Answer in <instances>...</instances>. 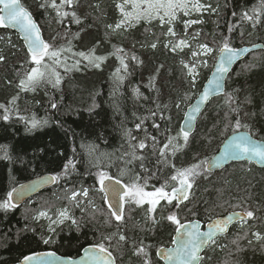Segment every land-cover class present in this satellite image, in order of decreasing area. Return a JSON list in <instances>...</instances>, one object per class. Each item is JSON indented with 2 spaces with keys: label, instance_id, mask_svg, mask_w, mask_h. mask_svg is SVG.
<instances>
[{
  "label": "trees",
  "instance_id": "obj_1",
  "mask_svg": "<svg viewBox=\"0 0 264 264\" xmlns=\"http://www.w3.org/2000/svg\"><path fill=\"white\" fill-rule=\"evenodd\" d=\"M21 2L32 13L47 42L57 47H69L71 51L61 54V66L53 65L62 80L58 88L44 84L34 92H19L16 87L18 75L22 76L30 67L27 52L16 34L0 28V36L4 37V41H0V54L7 58L5 63H0V104L8 105V101L19 92V98L10 106L12 111L9 120L5 122L0 118V149H6L12 157V162L0 159V198L5 197L12 187L36 177L60 174L68 161L73 162L75 169L69 165L70 175L59 183H53L50 188L8 213L0 211V264L16 263L33 250H50L59 256L74 258L84 247L100 242L103 236L116 232V222L111 225L104 222L107 206L103 202L102 193L96 191L99 187L95 183L97 169L91 165L95 154H90L93 147L98 153L114 154L115 160L124 145L125 130H130L140 138L145 135L144 131L135 127L141 120L144 121L142 128L162 142L167 135H176L183 112L201 90L225 37L234 48L262 45L263 49L250 53L234 66L225 80L223 93L212 99L200 114L189 144L171 158L172 162L177 168L187 167L217 152L222 141L232 134L231 128H225V114L230 107L229 95L240 105L242 120L249 125L248 131L254 133L252 137L264 140V16H261L255 27L254 21L243 18L244 13L252 14V9H258L261 0H202L211 3L217 12H203L193 16L192 19L199 18L203 23L192 25L187 35L184 26L176 22L175 37L165 36L167 26L161 27L157 21L151 24L139 23L127 31L123 28L115 29L119 20L115 0H78L74 9L81 20L80 24L73 22L71 17L58 23L52 9L38 7L41 0ZM180 20L183 21L182 15ZM229 28L232 30L229 31ZM196 31L200 35L193 40ZM77 32L79 37L74 38ZM9 37L15 47L7 43ZM53 37L56 39L53 40ZM175 39H184L190 46L176 52H172L170 47L165 48L168 41L172 43ZM152 43H156L155 49L150 46ZM202 43L213 48L214 53L206 58L193 57L192 52ZM92 49L95 55L105 57L99 68L81 61L79 71L64 70V65L72 67L75 61L80 60L73 53L87 54ZM117 49L124 50L119 55L125 57L127 72L121 68L120 60L117 59ZM132 56L136 59L133 60ZM197 59L206 60L207 67L197 66V84L192 88L182 62L191 64ZM117 69L121 70L120 75L124 77L119 86L114 77ZM7 81L12 83L8 84ZM134 90H138L140 95L136 96ZM177 101H182L180 109L175 107ZM53 102L57 104L56 109L50 106ZM157 105L161 107L157 108ZM163 105L168 107L161 112ZM2 114L3 110L0 109V116ZM32 117L47 120L48 124L29 131L25 120ZM233 117L234 114L229 118ZM153 123L159 124L160 128H154ZM3 155L4 152L0 150V157ZM152 166L155 171L154 159ZM105 170L109 174H117L115 164ZM172 171L170 167H161L159 178L149 181L145 190L152 191L154 186L163 184L165 177ZM208 175V180H197L191 190L190 201L181 205L179 215L183 222L198 220L205 223L228 212L241 211L242 208L233 207L236 204L250 207L256 212L257 218L248 221L243 227L230 228L225 236L219 238L222 247H209L204 251V264H264V248L261 247L264 241H254L252 245L247 242L248 239L254 240L252 231L264 235V170L247 163H232ZM122 179L127 182L128 176ZM81 187L90 189L89 199L97 209L104 210V215L97 211L93 218L90 207L81 211L64 198L67 194L65 189ZM161 204L164 207L158 206L154 213L157 219L161 215H168L169 206ZM65 207L80 220L79 229L66 223L56 227L55 233H50L45 221L32 219L42 210L49 211L55 218L56 211ZM131 207V218L122 229L128 237L129 245L120 249L116 247L115 240L112 242L117 264H142L138 257L132 255L131 249L132 242L140 240L151 245L153 264H162L157 260L155 252L157 248L171 244L174 226L162 221L152 228L150 223H145L148 205ZM188 208L193 209L195 215ZM246 232L248 236L239 240L242 251L237 253L232 241L244 236ZM42 235L52 236L55 243L48 246L38 243Z\"/></svg>",
  "mask_w": 264,
  "mask_h": 264
},
{
  "label": "snow or ice",
  "instance_id": "obj_2",
  "mask_svg": "<svg viewBox=\"0 0 264 264\" xmlns=\"http://www.w3.org/2000/svg\"><path fill=\"white\" fill-rule=\"evenodd\" d=\"M78 4V0H41L38 7L42 9H52L55 13L58 23H62L65 18L71 17L72 21L80 24L81 20L76 15L74 5ZM131 5V10H127V6ZM116 7L119 9L122 19L116 23L115 29L123 28L127 31L129 28L135 27L137 24L143 22L151 24L153 21H158L161 27L167 26L165 36H176L174 25L180 20L179 13L183 16H191L193 12H217V9L211 3H204L202 0H123V3H118ZM69 9V10H65ZM261 16H264V0H261L258 9H252V14L244 13L243 18L248 21H254L253 27L260 22ZM184 23L185 35L188 34V29L192 25L203 23L199 18L187 19L182 21ZM14 28L18 29L22 34L21 38L24 41L27 50V63L30 65L25 70L22 76L18 75V82L16 87L19 92H34L36 89L44 84L51 85L52 88H58L61 85L60 73L55 71L53 65L61 66V54L70 52L69 47H57L54 44L47 42L41 33V28L34 20L32 13L25 7L21 0H0V28ZM112 28L111 25L108 26ZM232 29L229 28V31ZM199 31H196L192 36L195 40L199 37ZM79 37V32L75 34L74 38ZM53 40L56 37L52 38ZM0 41H4V37L0 36ZM7 43L12 47L11 38L9 37ZM69 44L71 41L68 42ZM153 49L157 47L156 43L150 45ZM169 48V44L164 45ZM190 45L184 39L179 40L172 45L170 50L176 52L177 49L183 50ZM200 51H193V57L208 56L214 53V49L208 44H199ZM219 56L218 65L215 66L214 78L208 81V86L199 95L196 104L192 107V111L185 116V123L180 126L179 132L172 136L167 135L165 141H160L157 136L151 135L147 129H143L144 121L135 125L137 130L144 131L145 135L140 138L133 135L130 130H125L126 137L124 145L119 150V155L108 153H98L93 147L90 154H95L91 161L93 168H96L95 183L99 185L96 191L103 194V202L107 205V216L105 224L111 225L116 222L117 230L109 235L103 236L100 242H97L89 247L83 249V254L79 259L66 260L58 256L55 251L50 250H33L30 254L23 255L22 259L17 261V264H117V258L114 255L112 242L115 240L116 247L124 249L129 245L127 235L122 230L126 226V221L131 218L130 213L133 210L131 206L141 207L148 205L145 212V223H150L152 228L159 225L162 221H167L174 226L175 235L172 237V247H159L156 249V256L164 262V264H204L205 257L201 255L205 248L222 247L219 243V237L226 234L229 230V225L236 220L241 222L243 227L248 221L255 220L256 212L250 207L242 204L233 205L235 208H242L241 211H233L223 218L211 220L207 225V230L202 231L200 223L197 220H190L187 223L180 218L179 212L182 210L181 205L185 201H190L194 185L198 179H209V173L212 169L221 168L224 161H242L246 160L249 163L256 161L264 164V142L256 141L252 138L254 133H250L249 125L244 123L240 114V105L236 99L229 95L230 101L229 112L225 114V128H231L232 135L227 138L219 157L212 156L207 159L200 160L197 163H192L187 167L177 168L172 162L173 157L182 151L188 144L190 134L193 130V121L196 119V114L200 112V106L208 102L210 96L219 94L223 89V81L226 74L229 73V66L232 65L240 56L241 51H248L247 49L238 50L231 46L230 41L225 37L218 49ZM117 59L120 60L121 68L127 72L128 65L124 63V56L119 55L123 53V49H117ZM78 55L80 60L75 61L72 67L64 65L65 71L73 69L79 71L81 61H87L89 65L99 68L103 63L105 57L95 55V50H90L87 54L85 52L73 53ZM126 56V54H125ZM6 56L0 54V63L6 62ZM135 60L136 57L132 56ZM48 61L52 63L49 64ZM207 67L206 60H194L191 64L183 63L182 66L186 69V76L188 83L192 88L196 87L197 77L199 72L197 66ZM24 65L21 64V68ZM120 69L114 73L117 86L122 83L124 77L120 75ZM159 72V69H157ZM155 76L152 77L154 87ZM11 84L12 81H7ZM19 92L16 96L8 101V105L0 104V109L3 110L2 118L7 122L12 111L11 105L19 98ZM134 94L139 96L138 90H134ZM186 99L188 97H185ZM247 102V101H246ZM182 101H177L175 107L181 108ZM234 105V106H233ZM51 108L56 109L57 104L51 103ZM157 105V108H160ZM168 105H163V109H167ZM234 117L230 119V116ZM156 115L155 112L152 113ZM24 119L23 117H19ZM171 119L170 117L168 118ZM28 125V130L32 131L48 124L47 120H37L32 117L30 120H25ZM154 128L159 129L160 125L153 123ZM244 129L245 131H241ZM149 141L151 143H149ZM182 141V143H181ZM162 144V146H161ZM126 145V147H125ZM4 155L0 159L12 162V157L8 154L6 149H0ZM155 160V171H153L152 160ZM195 159V158H194ZM24 163V161H20ZM117 167V174L112 175L105 169ZM69 165L75 169L72 161H68L60 174L42 176L38 181L30 184H20L18 187H12L11 191L6 193V196L0 198V211L8 213L18 207V202L21 201L28 193L36 191L40 185L49 183H59L68 175ZM170 167L173 171L164 179V183L160 186L153 187L152 191L145 189L149 185V181L158 179L160 168ZM139 171H136V169ZM128 176V181L125 182L122 178ZM175 182V184H172ZM225 183H230L225 181ZM170 187V191L168 190ZM67 193L64 197L69 201L71 206L80 208L85 211L87 207L92 209L93 218L96 212L99 211L104 215L103 209H97L94 202L89 199L90 189L81 187L79 189H65ZM164 201L169 206L168 215H161L159 219L154 215L157 212V207H164L161 204ZM175 202V203H174ZM186 207V205H185ZM189 212L193 209L188 208ZM258 211V210H257ZM41 218H46L50 221L48 231L55 233L54 226L63 224H71L77 229L80 227V220L76 219L67 207L60 208L55 213V218L49 214V211L42 210L35 214L32 219L39 221ZM251 226L249 225V228ZM27 230V229H26ZM248 236L246 232L244 236L232 241L236 246V252L242 251L239 245L240 239H245ZM253 239H248V244L252 245L255 242L264 241V235L258 231H252ZM107 242V243H105ZM38 243L45 246L55 243L52 236H41ZM264 248V244L261 245ZM151 245H146L143 240L139 242H132V255L138 257L142 264H153L150 256Z\"/></svg>",
  "mask_w": 264,
  "mask_h": 264
},
{
  "label": "water",
  "instance_id": "obj_3",
  "mask_svg": "<svg viewBox=\"0 0 264 264\" xmlns=\"http://www.w3.org/2000/svg\"><path fill=\"white\" fill-rule=\"evenodd\" d=\"M5 29H6V30H9V31L12 32V33H16V34L18 35L19 40H20L21 43L23 44V47L25 48L24 41H23L22 38H21V35H22V34L19 32L18 29H14V28H11V27H8V28H5ZM236 49H238V50L247 49L248 51H246V52H245V51H241L240 56L236 59V61H235L232 65L229 66V73L232 71V69L234 68V66H236L238 63H240L241 61H243V60L246 58V56H247L248 54H250V53H252V52H254V51L261 50V49H262V46H261V45H254V46H249V47H239V48H236ZM25 50H26V48H25ZM26 52H27V50H26ZM218 56H219V52L217 53V56H216L215 61H214L213 65H212L211 71H210V73H209L207 79H206L205 82L203 83L200 92L197 94L196 98H195V99H194V100H193V101H192V102L186 107V109L184 110L183 118H182V121H181L180 126H181L182 124L185 123V116H186L187 113H190V112L192 111V107L196 104V102H197V100H198V98H199L200 93H201L205 88H207V86H208V81L214 78L215 66L218 65V59H217ZM229 73H228V74H229ZM228 74H226L225 79H224V81H223V89H222V92L219 93V94H214V95L210 96L208 102H206L205 104H202V105L200 106V112L196 114V119L193 121V130H192V132H193L194 129H195L196 121H197L198 117H199L200 114L204 111V109L207 107V105L210 103V101H211L212 99L216 98L217 96H219V95H221V94L223 93V91H224V86H225V80H226ZM192 132H191V134H192ZM242 132H243V131H242ZM191 134H190V135H191ZM231 135H232V134L228 135V136L222 141V143H221V145L219 146L217 152H216L213 156L219 157L220 152H221V150L223 149L224 144H225L227 138H229ZM252 138H253V137H252ZM253 139L256 140V141H259V142H264V140H257V139H255V138H253ZM232 163H249V162L246 161V160H242V161H232V160H227V161H224L223 166H222L221 168L212 169V171H211L210 173H214V172H216V171L222 170V169H224L226 166H228V165H230V164H232ZM249 164L253 165V166H254L255 168H257V169H262V170H264V164H262V163H258V162H256V161H252V162L249 163ZM44 176H50V175H44ZM41 177H42V176H40V177H36V178L31 179V180H29V181H27V182H25V183H22V184H30V183L36 182V181H38ZM52 185H53V183L42 184V185H40L39 188H38L36 191L31 192V193H28L27 196H25L21 201H19V202H18V207L21 206V205H23V203H25L27 200L33 198L34 196H36V195L42 193L44 190L50 188ZM18 186H19V185H18ZM18 186H16V187H18ZM232 212H233V211H232ZM230 213H231V212H228V213H226V214H224V215H222V216H218V217H216V218H213L212 220H215V219H218V218H223L224 216H226V215H228V214H230ZM197 221H198V220H197ZM198 222L200 223L201 230H202V231H205V230H207V225H208V223L211 222V220L208 221V222H206V223H204V224H203L202 222H200V221H198ZM238 222H240V221H239V220H236V221H234L233 223H231V224L229 225V229H230L233 225H235L236 223H238ZM185 223H187V222H185ZM228 231H229V230H228ZM227 233H228V232H227ZM227 233H226V234H227ZM226 234H224V235H222V236H225ZM174 235H175V232H174L173 236H174ZM173 236H172V237H173ZM222 236H220V237H222ZM86 247H89V246H86ZM86 247H84V248H86ZM169 247H172V243H171V245H170ZM84 248H83V249H84ZM83 249L80 251L79 256L83 254ZM206 249H207V248H205V250H206ZM205 250H204V251H205ZM203 253H204V252H202L201 255H203ZM58 256H59V255H58ZM79 256H77V257H75V258L63 257V256H61V257L64 258V259H66V260H70V259H79ZM155 256H156V252H155ZM156 258H157V260H159L162 264H164V262H163L162 260H160L157 256H156ZM13 264H17V262H16V263H13Z\"/></svg>",
  "mask_w": 264,
  "mask_h": 264
},
{
  "label": "rangeland",
  "instance_id": "obj_4",
  "mask_svg": "<svg viewBox=\"0 0 264 264\" xmlns=\"http://www.w3.org/2000/svg\"><path fill=\"white\" fill-rule=\"evenodd\" d=\"M116 1V5L118 4V3H123V0H115ZM127 10H131V5H128L127 6ZM117 11H118V15H119V20H118V22L122 19V16H121V13H120V11H119V9L117 8ZM197 14H199V13H195V12H193L192 14H191V16H183V14L182 13H179L178 15L180 16V15H182L183 16V20H187V19H192V17L193 16H195V15H197ZM153 22H155V21H153ZM158 22V21H157ZM178 22H180L183 26H184V23L182 22V20H178ZM177 22V23H178ZM141 23H144V24H149V23H146V22H141ZM159 23V22H158ZM138 25V24H137ZM172 37V36H171ZM178 41L175 39V41L174 42H167L166 44H169V45H174V44H176ZM170 48H171V46H169ZM186 48V47H185ZM177 50H180V49H177ZM196 51H200V49H199V47H197V49H196ZM208 56H210V55H208ZM208 56H199V57H203V58H206V57H208ZM194 100V99H193ZM40 220H43V221H45V223L49 226V223H50V221L48 220V219H46V218H41ZM55 228L57 227V226H54Z\"/></svg>",
  "mask_w": 264,
  "mask_h": 264
},
{
  "label": "flooded vegetation",
  "instance_id": "obj_5",
  "mask_svg": "<svg viewBox=\"0 0 264 264\" xmlns=\"http://www.w3.org/2000/svg\"><path fill=\"white\" fill-rule=\"evenodd\" d=\"M171 189H169V191H170ZM161 203H164L165 205H166V203L164 202V201H161ZM175 203V202H174ZM166 206H168V205H166ZM236 226H241V222H238V223H236L235 225H233L232 227H236ZM231 227V228H232ZM230 230V229H229ZM171 245V244H170ZM169 245V246H170Z\"/></svg>",
  "mask_w": 264,
  "mask_h": 264
},
{
  "label": "bare ground",
  "instance_id": "obj_6",
  "mask_svg": "<svg viewBox=\"0 0 264 264\" xmlns=\"http://www.w3.org/2000/svg\"><path fill=\"white\" fill-rule=\"evenodd\" d=\"M252 46H254V45H252ZM261 46H262V45H261ZM242 47H249V46H242ZM262 49H263V46H262ZM262 49H261V50H262ZM258 51H259V50H258ZM254 52H255V51H254ZM248 55H249V54H248ZM248 55H247V56H248ZM247 56H246V57H247ZM201 88H202V87H201ZM199 92H200V91H199ZM196 96H197V95H196ZM195 98H196V97H195ZM195 98H194V99H195ZM182 118H183V117H182ZM180 124H181V123H180ZM192 133H193V132H192ZM219 171H220V170H219Z\"/></svg>",
  "mask_w": 264,
  "mask_h": 264
}]
</instances>
